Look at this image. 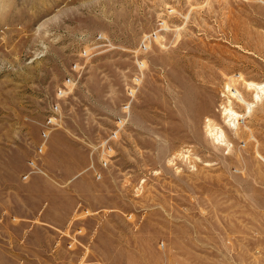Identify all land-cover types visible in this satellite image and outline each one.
<instances>
[{
  "label": "rangeland",
  "instance_id": "rangeland-1",
  "mask_svg": "<svg viewBox=\"0 0 264 264\" xmlns=\"http://www.w3.org/2000/svg\"><path fill=\"white\" fill-rule=\"evenodd\" d=\"M251 83L264 0H0V264H264Z\"/></svg>",
  "mask_w": 264,
  "mask_h": 264
},
{
  "label": "bare ground",
  "instance_id": "bare-ground-1",
  "mask_svg": "<svg viewBox=\"0 0 264 264\" xmlns=\"http://www.w3.org/2000/svg\"><path fill=\"white\" fill-rule=\"evenodd\" d=\"M248 86H251V87L254 86V87H255L256 85L251 83V84H248ZM256 88H258L259 90L262 91V89L264 88V85H263V86H258V85H257ZM261 91H260V92H261ZM238 98H239V97H238ZM240 98H242V97H240ZM240 98H239V99H240ZM246 105H247V104H246ZM227 109H228V108H227ZM228 113H229V115H231V111H230V109H229ZM232 113H233V112H232ZM208 126H209V125H208ZM208 128H209V127H208ZM211 128H212V127H211ZM209 130H210V129H209ZM211 130H212V129H211ZM213 131H216V130H213ZM218 131H219V130H218ZM218 131H217L216 133H218ZM213 135H215V134H213ZM213 135H212V136H213ZM219 137H221V133H220V135H215V139H216V140H218ZM219 139H220V138H219ZM221 139H222V138H221ZM213 140H214V139H213ZM218 142H219V141H218Z\"/></svg>",
  "mask_w": 264,
  "mask_h": 264
}]
</instances>
